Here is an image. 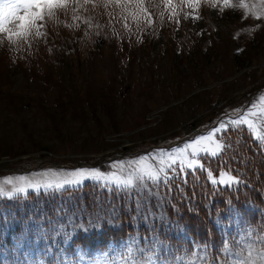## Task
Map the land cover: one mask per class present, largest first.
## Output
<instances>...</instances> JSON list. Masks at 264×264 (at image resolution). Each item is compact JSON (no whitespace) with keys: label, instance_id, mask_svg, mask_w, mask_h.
<instances>
[{"label":"rangeland","instance_id":"374dc122","mask_svg":"<svg viewBox=\"0 0 264 264\" xmlns=\"http://www.w3.org/2000/svg\"><path fill=\"white\" fill-rule=\"evenodd\" d=\"M44 17L40 35L0 33V187L40 184L0 198L86 182L132 187L151 180L136 171L140 157L159 169L177 148L264 105V0H67ZM212 157H198L206 179L229 186L207 178ZM80 169L134 182L45 186Z\"/></svg>","mask_w":264,"mask_h":264},{"label":"trees","instance_id":"16d2710c","mask_svg":"<svg viewBox=\"0 0 264 264\" xmlns=\"http://www.w3.org/2000/svg\"><path fill=\"white\" fill-rule=\"evenodd\" d=\"M224 140L203 162L239 175L232 186L196 169L186 182L173 173L0 198V264H264V151L248 131Z\"/></svg>","mask_w":264,"mask_h":264},{"label":"snow or ice","instance_id":"6c2138e0","mask_svg":"<svg viewBox=\"0 0 264 264\" xmlns=\"http://www.w3.org/2000/svg\"><path fill=\"white\" fill-rule=\"evenodd\" d=\"M227 3V0H225ZM67 0H0V33H7L8 39L13 36L18 38H26L28 35L32 34L35 28V34L40 35L39 28L43 27V24H37V21L44 20L45 10L48 11V15H53V10L58 8L66 7ZM23 10V14L21 13ZM147 11V9H143ZM18 21L19 23L15 25V29L6 27L8 23L13 21ZM261 101H264V96L260 97ZM257 109V104L253 103L252 106L246 111H239L236 118L231 119L227 122H221L218 126L206 132V134L199 135L193 139L190 143H186L182 148H177L175 154H169L167 161L161 160V167L159 169L155 168L153 165L147 163L146 157H140L137 163L140 165L136 169L139 172L140 179L147 176L153 181L159 180L161 173L163 172L165 178L167 179L168 173L165 172L163 165H167L169 169L172 170L177 176V178L185 181V170L186 169H199L205 171L204 164L198 158L201 153L210 156H219L225 151L227 147H230L226 140H221L217 136L218 133L227 134L229 127L239 129L241 127L247 126V129L254 134L256 140L260 142L258 147L264 151V131L261 130L264 127V105H262L259 111H254ZM260 117L261 119H257ZM191 149L189 153L188 150ZM179 163V172L173 168V165ZM243 163V161H242ZM93 177L97 180L104 179L115 181L117 184H123L129 186L133 184V176L130 174L127 178H121L117 173L105 174L99 170H88L80 169L66 174V178L62 179L61 182L46 184V187H55L57 189L63 188L65 185L79 184L86 177ZM207 178L211 180L213 184L220 183L224 185H233L241 183V178L239 175H232L230 170L220 169L218 175H214L212 170H207ZM20 181H24L20 186H13L9 191H5L3 187H0V196H14L18 193L27 192L28 188H39L40 184L38 182H27L25 177H20ZM4 183L12 184L11 180H6ZM251 255V252L249 253ZM264 260V256H261ZM237 264H245V261H238Z\"/></svg>","mask_w":264,"mask_h":264}]
</instances>
